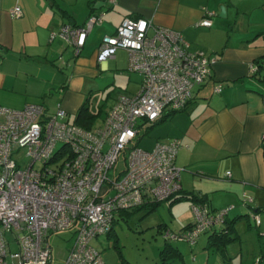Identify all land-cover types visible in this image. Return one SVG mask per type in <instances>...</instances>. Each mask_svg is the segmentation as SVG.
I'll return each instance as SVG.
<instances>
[{"label":"built area","instance_id":"2783aa9c","mask_svg":"<svg viewBox=\"0 0 264 264\" xmlns=\"http://www.w3.org/2000/svg\"><path fill=\"white\" fill-rule=\"evenodd\" d=\"M23 15L20 6L11 11L14 19ZM213 15L199 26L212 27ZM103 18L104 13L93 14L83 26L62 29L75 58ZM190 46L181 32L125 18L115 34L103 38L97 61L106 63L125 50L129 72L140 74L143 82L136 95L119 96L97 128L70 123L62 108L51 115L44 105L0 106V264H54L50 238L68 231H74L76 242L64 264H105L93 241L110 236L124 213L181 196L184 169L176 163L182 141H158L150 151L140 148L138 139L146 125L144 135L165 116L187 110L195 90L212 78L218 57ZM258 70L251 67L253 73ZM221 91V86L215 89ZM22 150L26 168L16 156ZM122 156L124 165L118 168ZM192 207L195 222L181 233L166 231L167 242L194 246L202 235L225 227L234 209L213 211L207 203ZM254 220L261 225L258 215ZM8 234L14 235L16 252Z\"/></svg>","mask_w":264,"mask_h":264},{"label":"crops","instance_id":"0c3cea01","mask_svg":"<svg viewBox=\"0 0 264 264\" xmlns=\"http://www.w3.org/2000/svg\"><path fill=\"white\" fill-rule=\"evenodd\" d=\"M16 6L23 10L20 19L11 16ZM223 7L225 17L220 15ZM99 13H104L103 21L93 28L80 56L75 58L74 48L60 35L62 29L83 26ZM210 13L214 14L212 27L199 26ZM127 17L150 20L155 26L181 32L191 51H204L219 59L212 78L195 90L187 110L156 126L159 132L168 121L174 123L166 126L168 132L162 130L151 137L153 144L182 141L176 163L184 169L182 195L205 196L214 211L225 206V200L211 199L219 192L237 197L244 194L245 198L250 195L252 202H258V191L264 190V0H117L115 4L110 0H0V106L22 110L29 105H44L51 115L62 108L68 121L76 124L79 110L88 104L99 118L102 111L95 113L90 105L93 92L102 91L101 85L93 81L86 85L81 76H96L97 69L109 72L101 83L104 90L113 87L114 93L124 90L121 95H136L143 77L129 72L127 51H118L106 63L97 61L103 38L115 34ZM85 52L90 55L81 60ZM70 58L74 59L73 65L66 62ZM252 66L259 70L253 73ZM68 71L71 76L66 75ZM218 86L222 87L220 93L215 92ZM185 113L182 123L176 121L179 114ZM71 116L75 117L73 122ZM105 117L99 124L97 119L92 129L100 127ZM143 137L138 139L139 145ZM168 202L170 207L174 205ZM245 204L249 207L248 201ZM254 210L259 215L264 207ZM231 212L230 221L241 218L234 233L240 240L237 225L249 214L231 216ZM212 234L207 233V249L222 254V263L230 264L228 247L225 251L209 248ZM258 240L260 254L254 264L264 257V235Z\"/></svg>","mask_w":264,"mask_h":264},{"label":"rangeland","instance_id":"374dc122","mask_svg":"<svg viewBox=\"0 0 264 264\" xmlns=\"http://www.w3.org/2000/svg\"><path fill=\"white\" fill-rule=\"evenodd\" d=\"M71 55H73V52ZM89 55L87 52L83 53L81 60ZM67 59V63L69 61L70 65L74 64V59ZM85 69L88 68L85 67ZM71 74V71L66 73L67 76H71ZM108 75L109 72L101 71V69H97L96 76L86 73L81 75L86 85L91 83V81L101 85L102 91L93 92L90 105L95 113L99 110L102 111V115L97 121L98 124L102 122L103 117L106 116V112L112 107L116 97L127 96L121 95L125 94L124 90L123 92L122 90H118L114 93L113 87L104 90V85L101 83ZM54 108H57V103L54 104ZM185 115L186 113L179 114L176 121L182 123L180 120L182 118L181 116ZM74 119L75 117L71 116L70 121L73 122ZM167 123L164 129L160 128L159 132L156 131L158 126L152 129V134L150 133V135L148 134L149 136H144L139 147L146 150L154 148L156 144L152 143L153 138L151 137L157 132L161 133L162 130L168 132L166 126L174 123H170L169 121ZM148 127H150V125H146L144 131H146ZM144 131L140 132L139 138L144 135ZM16 156L22 162L23 168H26L29 162V160H27L26 150H22L20 153L16 154ZM123 165L122 156L118 168H122ZM35 169H42V164H36ZM250 192L252 194V191ZM258 196L260 200L258 202H252V196L250 195L247 196V198L244 197V194H239V197H237V194L225 196V193H223L221 195L220 192L214 194V196L212 195L211 199L215 197V199L219 198L225 200L224 208H230L232 205L235 206L236 209L231 212V216L239 213L249 214V217H245L244 221L237 225V231L241 239L228 246V255L231 257V259H229V262H231L230 264H241L242 262L254 264L258 259L257 255L260 254V243L258 238L259 235H264V210L258 215L263 225L257 228L254 220V216L256 215L254 209L259 206L264 207V190L258 191ZM229 199L233 201L227 203ZM245 201H248L249 207L246 206ZM215 204L216 203H214V205ZM192 205L190 201H182L170 207L169 202H164L160 204L155 211L148 213L146 211L133 213L121 219L120 222L115 225V231L110 236H101L94 240L93 246L102 254L105 264H125V262L130 264H162V252L166 246V231L170 230L181 233L186 230L184 229L186 226L193 224L195 222V214ZM209 208L211 209L210 206ZM249 223L252 224L253 228L249 229ZM7 237L12 244V251L16 252L17 246L14 242V235L8 234ZM208 238L207 234L203 235L198 244L194 246L187 242H175L173 245L181 249L182 259H184L186 264H224V262L222 263V254L207 249ZM75 242L76 236L74 231L62 232L58 235L51 236L50 243L53 247L54 264H64ZM116 246L118 248H116ZM179 260L174 264H181Z\"/></svg>","mask_w":264,"mask_h":264},{"label":"trees","instance_id":"16d2710c","mask_svg":"<svg viewBox=\"0 0 264 264\" xmlns=\"http://www.w3.org/2000/svg\"><path fill=\"white\" fill-rule=\"evenodd\" d=\"M185 111L172 113L170 115L165 116L160 122L153 125L149 129L147 134H150L152 129H155V127L157 125H160L163 122L167 121L168 119L172 118L173 116L177 115L178 113H182ZM98 116H99V114H93L90 111L88 104H86L79 110L78 115H77L76 124L82 128L90 130V129H92L93 125L95 124L96 120L98 119ZM182 201H190V202H192V204L207 203L205 196L195 194V193L183 194V195L181 194V196H179L178 198H175L174 200H171L170 202L172 204H175V203L182 202ZM160 204H162V203H155L152 205H147V206H144L142 208L135 209V210L130 211V212H126V214L123 216V219L129 215H132L133 213H136V212L146 211L148 213V212L155 211ZM239 219H241V218L231 220V221L229 219H227L225 227L220 228V229H216L215 231H213L212 232L213 234L210 237L211 241L209 244V248L213 249L215 251H225V249L231 243L236 241L237 237L234 236L235 225ZM191 226H192V224L188 225L185 229H189ZM173 243L174 242H167L166 241V246L162 252V264H174L179 259H180L179 261L181 262V264H186L184 262V259H182L181 252L173 245ZM116 248H118V247L116 246ZM263 259H264V257L259 260V264L263 261ZM125 264H130V263L125 262Z\"/></svg>","mask_w":264,"mask_h":264},{"label":"water","instance_id":"95a60500","mask_svg":"<svg viewBox=\"0 0 264 264\" xmlns=\"http://www.w3.org/2000/svg\"><path fill=\"white\" fill-rule=\"evenodd\" d=\"M221 11H222L221 14H220L221 17H225V15H226V8L223 7Z\"/></svg>","mask_w":264,"mask_h":264}]
</instances>
